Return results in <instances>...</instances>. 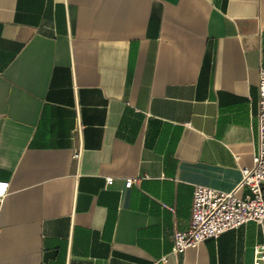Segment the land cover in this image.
Listing matches in <instances>:
<instances>
[{"label": "crops", "instance_id": "0c3cea01", "mask_svg": "<svg viewBox=\"0 0 264 264\" xmlns=\"http://www.w3.org/2000/svg\"><path fill=\"white\" fill-rule=\"evenodd\" d=\"M261 67L264 0H0V264H253L255 222L173 246L253 165Z\"/></svg>", "mask_w": 264, "mask_h": 264}, {"label": "built area", "instance_id": "2783aa9c", "mask_svg": "<svg viewBox=\"0 0 264 264\" xmlns=\"http://www.w3.org/2000/svg\"><path fill=\"white\" fill-rule=\"evenodd\" d=\"M259 149L253 156V165L241 169L242 180L232 191L225 192L210 187L196 186L193 193L192 218L185 231L177 232L174 254H183L208 239L237 230L249 222H255L261 232L262 243L255 247L253 264H264V67L259 72ZM75 158L80 152H75ZM139 178H128L125 187L130 188ZM247 188L244 195L238 192ZM174 211V208H170Z\"/></svg>", "mask_w": 264, "mask_h": 264}]
</instances>
